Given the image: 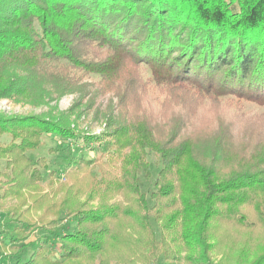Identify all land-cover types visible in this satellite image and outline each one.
<instances>
[{"label": "trees", "instance_id": "obj_1", "mask_svg": "<svg viewBox=\"0 0 264 264\" xmlns=\"http://www.w3.org/2000/svg\"><path fill=\"white\" fill-rule=\"evenodd\" d=\"M89 75L98 77L96 94L117 100L105 121L127 151L120 177L90 187L97 206L92 196L79 201L76 183L41 193L38 163L26 153L42 134L76 135L64 118L0 114V136L11 137L0 145L10 172L0 170V189L17 200L3 215L19 223L7 234L15 246L4 249L19 257L42 229L23 264H81L103 253L123 264H177L180 251L185 264H214L209 251L221 255L215 264H264V116L239 143L224 115L190 125L204 102L264 105V0H0V100L40 106L83 95ZM150 82L180 108L169 121L138 113ZM149 153L160 160L152 206L138 177H150ZM117 194L123 199L106 201ZM65 218L75 225H59Z\"/></svg>", "mask_w": 264, "mask_h": 264}, {"label": "rangeland", "instance_id": "obj_2", "mask_svg": "<svg viewBox=\"0 0 264 264\" xmlns=\"http://www.w3.org/2000/svg\"><path fill=\"white\" fill-rule=\"evenodd\" d=\"M138 72L143 81H148L150 76L149 69L145 64L140 65ZM76 75H80V73L76 72ZM81 81L88 84L83 95L78 93L66 94L40 106L15 103L10 99H2L0 100V114L3 116L41 115L49 118L51 116L60 119L64 118V122L70 126L76 135L75 138L63 139L52 134H42L39 146L26 153L31 160L38 163L37 168L41 174V179L37 182V186L41 189V193H50L58 191L57 189L61 184L72 185L76 183L83 189L78 196L79 201L83 202L88 196H92L90 203L97 206L101 196L98 191L90 193V187L104 180V178L118 179L120 177V165H122L123 154L127 151L119 148V143H115L113 138L108 135L111 128L107 126L105 121V116L113 110L117 102L116 98L111 94H96L98 83L96 75L85 76ZM170 105L172 104L169 103L168 95L150 82L145 92L141 94L138 113L153 124L155 121H169L172 114L179 113L180 109ZM195 112V118L190 123L192 127H197L204 123L215 124L214 115H224L225 122L229 124V132L235 138V143H239L241 137L243 138V129L246 126H251L257 118L264 116V105L254 102H243L241 103V108H238L234 103L230 104V102L226 103L225 100H222L220 104L204 102ZM85 138L90 139L86 140ZM10 141V135L0 136V145L2 146ZM147 162L149 163L150 177L146 179L143 177V173L140 172L138 174L140 179L139 186L141 191L145 193L149 206H152L153 201L149 198V194L155 190L154 180L160 168V160L155 154L149 153ZM82 163L88 164L84 166ZM0 170L6 174L10 173L9 170L5 169L4 160H0ZM1 180L4 181V178H1ZM62 193H57L52 199L56 198L59 200L60 196L63 195ZM3 195L4 188L0 189V264H15L17 260H19V264H23L34 256L38 246L44 240L45 232L42 229L35 230L26 241L27 244L22 248L19 257L13 254L10 255L9 252L13 253V250L6 251L3 245L9 246L7 234L19 223L10 221L9 216L3 214H5L4 211L7 208L16 204L17 200L13 197L3 198ZM121 199L123 197L117 194L111 200L106 199V201L113 203ZM48 219H52V217H48ZM71 219L65 218L59 225L73 227L75 222ZM150 223L155 232L156 240L160 241L161 232L158 224L152 217L150 218ZM37 224L39 225L40 223H36L35 226ZM221 227L220 231L222 233L223 231L226 233L237 231L235 228ZM25 230L28 231V229ZM13 246L15 244H10L9 247ZM123 251L125 252V250ZM179 255L180 260L177 264H185V252L180 251ZM209 256L214 264L218 263L221 258L220 254L212 251H209ZM55 257L52 256V258ZM157 263L164 264L163 259L160 258ZM81 264L123 263L115 260V256L112 253H103L97 254L93 260H83Z\"/></svg>", "mask_w": 264, "mask_h": 264}]
</instances>
